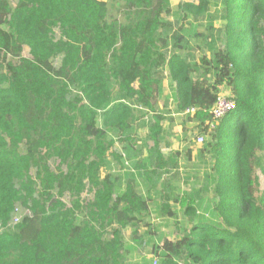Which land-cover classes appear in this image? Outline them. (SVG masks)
Wrapping results in <instances>:
<instances>
[{"label":"trees","instance_id":"obj_1","mask_svg":"<svg viewBox=\"0 0 264 264\" xmlns=\"http://www.w3.org/2000/svg\"><path fill=\"white\" fill-rule=\"evenodd\" d=\"M110 1L123 20L104 0H0V264H264V0ZM167 79L175 113L196 110L190 142L206 138L201 191L173 193L189 218L176 241L152 235L137 181L167 188L179 168L153 102ZM220 94L236 107L211 129ZM116 146L132 165L102 177ZM17 206L30 215L7 229Z\"/></svg>","mask_w":264,"mask_h":264},{"label":"rangeland","instance_id":"obj_2","mask_svg":"<svg viewBox=\"0 0 264 264\" xmlns=\"http://www.w3.org/2000/svg\"><path fill=\"white\" fill-rule=\"evenodd\" d=\"M104 1H107L110 18L112 19L117 18L119 20H123V18H121L123 12H122L120 3L115 4V3H112L110 0H104ZM182 1L184 0H171L172 9L174 11L177 10L178 6L180 5ZM213 1L216 2L217 0H213ZM11 3L12 5H14V2H11ZM220 11H221V6L219 5L216 7H211L208 13L211 16L216 17L217 15H219ZM215 24L216 26H219L220 22L216 21ZM3 30L6 31V28L4 27ZM56 38H59V32L57 30H56ZM28 53L29 51L28 49H26L24 51V55L28 56ZM198 54H199V50H196L195 55H198ZM60 62H61L60 58H57L56 60H54L55 67H59ZM158 89L159 90L156 93L153 102L158 106L159 110L164 115L167 116V120L164 121V126L167 130V137L169 141H171L174 144L183 145V147L187 148V150H185L184 148V150L182 151L183 153L180 152L182 155H180V157L178 158V165L179 167L183 169V171H187L188 173H191L192 169L193 170L195 169L193 168V164L194 165L196 164V160L194 161V158L197 157L196 151L199 149L201 144H199L196 141H192L193 144L190 142L193 139L192 138L193 133H191L192 128H190L189 126L190 122L187 121V118L185 116L178 115L177 113H175L176 101L172 100L174 99L175 89H174L172 81L170 79H167L164 82V84L162 83V85L159 86ZM136 130H137V133H139V137L144 139V140L142 139V142L143 143L146 142L145 136L148 134V131L144 127L143 122L137 123ZM150 148H151V144L148 145V147L146 145V150L141 149L143 151V154L139 155L140 158L147 157L148 151L150 150ZM112 152L118 155L120 154L123 155L122 146L121 147L119 146L118 148L116 146L111 151V153L107 157V165L104 169H102V172H101L102 176H105L108 174L119 176L121 175L122 171L125 170L124 168H127L128 166L127 164L132 165V162L128 161L125 158V156H122V160L120 161L121 163L118 162L116 159L113 158ZM50 164H51V167L54 168L55 166L54 160H51ZM173 169H176V168H173ZM182 173H184L185 175L188 174L186 172H182ZM202 174H203V170L198 172V175H200V177L203 176ZM170 175H171L170 177L171 186L173 188L172 192L174 194L181 196L184 193H190L189 191H191L190 189L192 188L194 191H195V188L198 192L201 191V187L199 185H196L195 183H192L194 185L187 183V181L182 177V175H179L178 177L176 176V172L174 171L171 172ZM195 178H197V176H195ZM262 179L264 181V177H262ZM149 193L153 194L154 200L159 199L157 202H154V203L151 202L152 197H150L149 200L147 199V207L149 208L151 206V209H152V214H151L152 235L156 233L157 236L167 241H176L178 239H181L184 230H186L189 226V218L184 213L185 209L176 202V198L174 197L171 198L170 197L171 195L169 194L163 193L162 196H157L152 191H150ZM204 197L206 200H208L207 196H204ZM65 201L68 206H71V200H70L69 195H66ZM168 201H172L171 205L166 203ZM158 203H159V206L162 203H164L165 205H168L170 208V211L172 213H175L176 217H171L166 210H162L161 213L155 212V209ZM204 206H207V208L210 209V211L205 213L206 210L203 209V212H200V213L208 219L212 217L213 210L211 206H208L207 202L204 203ZM200 209L201 208H198V210ZM145 223H142L139 226V229L135 227L133 228L129 227L128 229L124 231V238L127 244L134 243V240H133L134 231L138 230L139 233H145L147 231L148 226ZM144 252H145L144 254L147 256V249L144 250ZM127 260H128V264H136V262H138V256L133 253L129 254ZM139 262H140V259H139Z\"/></svg>","mask_w":264,"mask_h":264},{"label":"crops","instance_id":"obj_3","mask_svg":"<svg viewBox=\"0 0 264 264\" xmlns=\"http://www.w3.org/2000/svg\"><path fill=\"white\" fill-rule=\"evenodd\" d=\"M165 82V81H164ZM173 100V99H172ZM165 127V126H164ZM190 128H192L191 126H190ZM166 129V128H165ZM167 131V130H166ZM167 139H168V137H167ZM168 141H169V139H168ZM170 143H171V147L170 148H162L161 150H162V152L164 153V155L166 156V157H168L169 155H171L172 153H174V152H181V153H183L182 151L184 150V148L185 147H183V145H178V144H174V143H172L171 141H169ZM174 144V145H173ZM193 146V145H192ZM151 147H152V144H151ZM185 150H187V148H185ZM196 153H197V151H196ZM182 155V154H181ZM197 158V159H196ZM196 160V164L194 165L193 164V168H194V166H196V165H198V161H199V157H198V154H197V157H195L194 158V161ZM198 160V161H197ZM130 168H132V167H130ZM125 170L124 171H122V173H121V175H123L124 173H126L127 172V169L128 168H124ZM133 172H134V170H132ZM176 172V176H178L179 177V175H182V177L187 181V183H190L191 185H194V184H192V183H195L196 185L198 184L199 185V182L197 181V179L195 178V175H197L198 174V172L197 171H195V170H193L192 169V172L191 173H188L187 171H183V169L181 168V167H179V168H176V169H173V168H171V169H169V172H168V174H166L167 176H166V178L168 179V181H167V183L169 184V186L166 188H162V185H160L159 184V186L157 187V188H150V187H154V186H152V182H149V177L147 176V175H142L141 177H137V181H138V183H139V186H140V189L139 190H141L142 192H143V194H144V196H145V200H146V205H147V199L149 200L150 199V197H152V199H151V202L152 203H154V202H157L159 199H153V194H150L149 192L150 191H152L153 193H155L157 196H162L163 195V193H166V194H169V195H171L170 197L171 198H173L174 197V195H173V192H172V190H173V188H172V186H171V179H170V177H171V175H170V173L171 172ZM182 172H186V173H188L187 175H185L184 173H182ZM121 175H119V176H121ZM102 177H104V176H102ZM181 177V176H180ZM181 177V178H182ZM163 181V180H162ZM147 187H148V190H149V188H150V190L148 191L147 190ZM156 189V190H155ZM196 189V188H195ZM191 191H189V192H193L194 190H193V188L192 189H190ZM197 191V190H196ZM188 192V191H187ZM198 192V191H197ZM169 197V198H170ZM167 204H170L171 205V203H172V201H168V202H166ZM163 204L164 203H162L160 206H159V203L157 204V207H156V209H155V212H159V213H161V211L162 210H165L164 208H163ZM197 208H198V204H197ZM149 209V211H150V214H152V209H151V206L148 208ZM172 213V212H171ZM175 214V213H174ZM176 215V214H175ZM172 217V216H171ZM176 217V216H175ZM152 224V223H151Z\"/></svg>","mask_w":264,"mask_h":264},{"label":"built area","instance_id":"obj_4","mask_svg":"<svg viewBox=\"0 0 264 264\" xmlns=\"http://www.w3.org/2000/svg\"><path fill=\"white\" fill-rule=\"evenodd\" d=\"M235 107V103L229 99L228 95L220 94L217 99V102L215 103L212 109L213 120L212 123H210L211 129H214L215 127L219 126L224 117L234 111ZM195 112V109H191L187 110L183 115H194ZM197 142L202 145L205 142V136H199ZM26 215H30V212L28 210H23L21 207L17 206L15 212L12 215L11 221L7 225V229H15L22 222ZM2 230L3 228L0 225V232ZM154 264H157V260H155Z\"/></svg>","mask_w":264,"mask_h":264},{"label":"snow or ice","instance_id":"obj_5","mask_svg":"<svg viewBox=\"0 0 264 264\" xmlns=\"http://www.w3.org/2000/svg\"><path fill=\"white\" fill-rule=\"evenodd\" d=\"M234 106V105H233Z\"/></svg>","mask_w":264,"mask_h":264}]
</instances>
